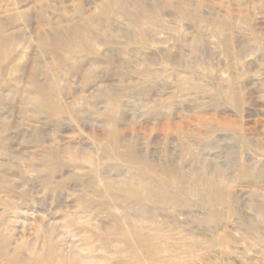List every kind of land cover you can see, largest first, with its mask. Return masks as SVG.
Returning a JSON list of instances; mask_svg holds the SVG:
<instances>
[{"label":"rangeland","instance_id":"1","mask_svg":"<svg viewBox=\"0 0 264 264\" xmlns=\"http://www.w3.org/2000/svg\"><path fill=\"white\" fill-rule=\"evenodd\" d=\"M0 264H264V0H0Z\"/></svg>","mask_w":264,"mask_h":264},{"label":"bare ground","instance_id":"2","mask_svg":"<svg viewBox=\"0 0 264 264\" xmlns=\"http://www.w3.org/2000/svg\"><path fill=\"white\" fill-rule=\"evenodd\" d=\"M131 181V180H130Z\"/></svg>","mask_w":264,"mask_h":264}]
</instances>
